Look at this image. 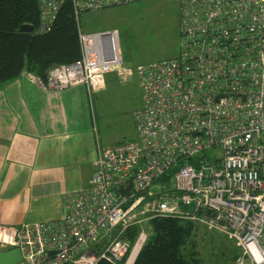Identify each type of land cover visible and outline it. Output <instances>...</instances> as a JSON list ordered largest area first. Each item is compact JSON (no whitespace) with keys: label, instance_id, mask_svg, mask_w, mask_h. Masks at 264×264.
<instances>
[{"label":"built area","instance_id":"obj_1","mask_svg":"<svg viewBox=\"0 0 264 264\" xmlns=\"http://www.w3.org/2000/svg\"><path fill=\"white\" fill-rule=\"evenodd\" d=\"M137 1L38 0L33 32H50L67 2L81 56L44 82L32 78L42 89L89 93L110 71L129 79L119 31L84 32L79 16ZM179 5L178 54L135 69L137 141L97 151L90 188L65 196L60 220L0 225V253L18 248V264H133L147 241L143 226L172 217L232 240L234 264H264V0ZM134 226L130 244L122 236Z\"/></svg>","mask_w":264,"mask_h":264},{"label":"crops","instance_id":"obj_2","mask_svg":"<svg viewBox=\"0 0 264 264\" xmlns=\"http://www.w3.org/2000/svg\"><path fill=\"white\" fill-rule=\"evenodd\" d=\"M32 76L0 84V225L60 220L65 196L90 188L92 161L110 146L86 87L50 91Z\"/></svg>","mask_w":264,"mask_h":264},{"label":"rangeland","instance_id":"obj_3","mask_svg":"<svg viewBox=\"0 0 264 264\" xmlns=\"http://www.w3.org/2000/svg\"><path fill=\"white\" fill-rule=\"evenodd\" d=\"M179 2L139 0L79 16L84 32L119 31L122 69L132 71L128 81L116 71H110L104 76V87L91 92L100 141L110 146L137 141L134 113L142 108V95L135 69L178 54ZM143 228L149 233L147 225ZM191 242L195 244L200 264H234L238 248L225 235L197 225Z\"/></svg>","mask_w":264,"mask_h":264},{"label":"trees","instance_id":"obj_4","mask_svg":"<svg viewBox=\"0 0 264 264\" xmlns=\"http://www.w3.org/2000/svg\"><path fill=\"white\" fill-rule=\"evenodd\" d=\"M38 5V0H0V84L22 73L44 82L54 66L73 63L81 56L76 21L69 3L62 6L51 31L41 35L33 32L39 23ZM26 24L32 26V31L20 32L19 28ZM174 170L170 169L168 175ZM168 179L169 176H163L160 181L168 184ZM146 225L150 229L147 241L133 264L201 263L196 257L195 244L191 242L197 226L195 222L160 217L151 219ZM138 230L135 226L128 228L123 239L133 244ZM237 256L238 253L234 261ZM98 264L111 263L99 261Z\"/></svg>","mask_w":264,"mask_h":264},{"label":"water","instance_id":"obj_5","mask_svg":"<svg viewBox=\"0 0 264 264\" xmlns=\"http://www.w3.org/2000/svg\"><path fill=\"white\" fill-rule=\"evenodd\" d=\"M20 32L30 33L32 31V26L23 25L19 28ZM22 256L20 255L19 249H12L4 253H0V264H18L21 261Z\"/></svg>","mask_w":264,"mask_h":264}]
</instances>
